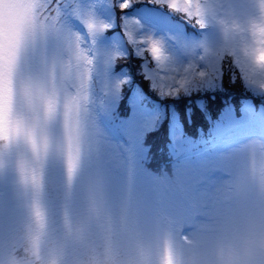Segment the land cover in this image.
I'll list each match as a JSON object with an SVG mask.
<instances>
[{
    "label": "clouds",
    "instance_id": "1",
    "mask_svg": "<svg viewBox=\"0 0 264 264\" xmlns=\"http://www.w3.org/2000/svg\"><path fill=\"white\" fill-rule=\"evenodd\" d=\"M100 6L0 0V264H264V0Z\"/></svg>",
    "mask_w": 264,
    "mask_h": 264
},
{
    "label": "rangeland",
    "instance_id": "2",
    "mask_svg": "<svg viewBox=\"0 0 264 264\" xmlns=\"http://www.w3.org/2000/svg\"><path fill=\"white\" fill-rule=\"evenodd\" d=\"M100 12L103 16L110 17L112 15V11L108 9L106 6H104V0H100ZM138 15L142 16L144 20L147 23L155 24V25H162V21L160 20L159 16L150 8H143ZM152 20V21H150ZM110 34V33H109ZM111 35V34H110ZM132 62V64L129 66V64ZM134 60H129L126 67L130 68L132 73L135 74L136 68L138 65V61L136 62V65H133Z\"/></svg>",
    "mask_w": 264,
    "mask_h": 264
},
{
    "label": "snow or ice",
    "instance_id": "3",
    "mask_svg": "<svg viewBox=\"0 0 264 264\" xmlns=\"http://www.w3.org/2000/svg\"><path fill=\"white\" fill-rule=\"evenodd\" d=\"M18 134L19 126L14 125L10 119H5L2 127H0V140L7 141V144L4 145L5 150L10 149L16 143Z\"/></svg>",
    "mask_w": 264,
    "mask_h": 264
}]
</instances>
